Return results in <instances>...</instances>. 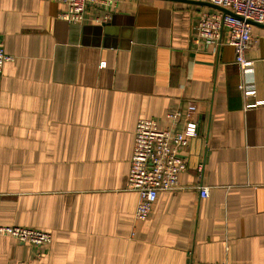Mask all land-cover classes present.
I'll return each mask as SVG.
<instances>
[{
	"label": "crops",
	"instance_id": "obj_1",
	"mask_svg": "<svg viewBox=\"0 0 264 264\" xmlns=\"http://www.w3.org/2000/svg\"><path fill=\"white\" fill-rule=\"evenodd\" d=\"M63 9L0 0L12 56L0 75V225L52 235H0V264H264V26L253 25L243 71L228 28L219 42L199 37L201 13L224 12L208 0H118L107 20L90 8L81 25ZM191 102L199 134L180 150V187L138 221L137 121L166 128Z\"/></svg>",
	"mask_w": 264,
	"mask_h": 264
},
{
	"label": "built area",
	"instance_id": "obj_2",
	"mask_svg": "<svg viewBox=\"0 0 264 264\" xmlns=\"http://www.w3.org/2000/svg\"><path fill=\"white\" fill-rule=\"evenodd\" d=\"M65 5L59 17L71 25H81L90 8L103 11V21L107 20L117 8L118 0H57ZM213 4L231 11L201 13L197 25L199 37L219 42L223 30L230 31L229 44L235 52V62L243 71H249L253 60L247 51L255 42L253 22L264 24V0H208ZM101 18H97L100 20ZM12 56L5 52L0 38V75ZM244 88L245 95L254 94L252 88ZM1 94V84H0ZM248 104L247 106H254ZM196 105L191 102L185 114L180 111L167 113L171 125L161 128L159 121L152 118H140L134 131V150L130 162L128 188L138 193L135 219L143 221L149 216L159 191L180 187V174L187 169V162L180 150L188 145L191 138L198 136L197 123L190 119ZM185 118L186 126L179 129L178 124ZM200 194L208 196L209 188L199 186ZM0 235L13 237L21 242L43 245L52 241V235L46 231L18 225H0ZM203 264H228L227 262H207Z\"/></svg>",
	"mask_w": 264,
	"mask_h": 264
},
{
	"label": "water",
	"instance_id": "obj_3",
	"mask_svg": "<svg viewBox=\"0 0 264 264\" xmlns=\"http://www.w3.org/2000/svg\"><path fill=\"white\" fill-rule=\"evenodd\" d=\"M215 5V4H214ZM218 9L224 11V12H228V13H231V11H229L228 9H225L223 7H220V6H217L215 5ZM253 25H258V26H264V24H260V23H257V22H253Z\"/></svg>",
	"mask_w": 264,
	"mask_h": 264
}]
</instances>
